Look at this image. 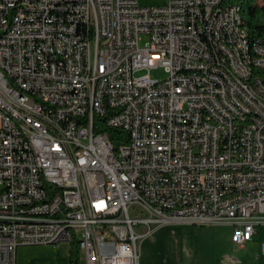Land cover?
Masks as SVG:
<instances>
[{
    "label": "built area",
    "instance_id": "obj_1",
    "mask_svg": "<svg viewBox=\"0 0 264 264\" xmlns=\"http://www.w3.org/2000/svg\"><path fill=\"white\" fill-rule=\"evenodd\" d=\"M213 2L0 0V264L70 242L68 225L84 264H139L165 224H230L237 244L264 224L263 104L227 83L217 32L234 35ZM255 51L264 65L261 37Z\"/></svg>",
    "mask_w": 264,
    "mask_h": 264
},
{
    "label": "crops",
    "instance_id": "obj_2",
    "mask_svg": "<svg viewBox=\"0 0 264 264\" xmlns=\"http://www.w3.org/2000/svg\"><path fill=\"white\" fill-rule=\"evenodd\" d=\"M264 224L256 226L250 240L237 244L231 240L230 224L195 226L181 223L154 228L140 238L139 264H264L260 246L264 241ZM144 231V230H143ZM34 246V247H29ZM37 246L16 248L15 264H68L70 248H64V262H49L35 257ZM33 248V249H32ZM79 253L81 251L78 248ZM82 254V253H81Z\"/></svg>",
    "mask_w": 264,
    "mask_h": 264
},
{
    "label": "bare ground",
    "instance_id": "obj_3",
    "mask_svg": "<svg viewBox=\"0 0 264 264\" xmlns=\"http://www.w3.org/2000/svg\"><path fill=\"white\" fill-rule=\"evenodd\" d=\"M214 0L213 9H206V18L227 19L234 36H229L225 32H217L218 46L223 50L224 76L229 84H236L241 87L250 100H258L263 104L264 112V65L257 59L255 51V37H250L248 28L243 24L240 7L227 0ZM233 9V10H231ZM264 25V21H263ZM194 36L196 44H204V34L202 26H194ZM236 36H240L239 41ZM264 41V36H260ZM0 39H3V32H0ZM181 73H189V66H181ZM245 73V74H244ZM251 80L258 86L254 87ZM23 100H30V92H23ZM222 111L233 113V104L222 103ZM4 115H11V106H4ZM24 150L32 149L30 137H22ZM68 236L70 242L76 239L79 249L83 252V242L80 230L75 225H68Z\"/></svg>",
    "mask_w": 264,
    "mask_h": 264
},
{
    "label": "rangeland",
    "instance_id": "obj_4",
    "mask_svg": "<svg viewBox=\"0 0 264 264\" xmlns=\"http://www.w3.org/2000/svg\"><path fill=\"white\" fill-rule=\"evenodd\" d=\"M138 1H139L140 5H143V6L161 5V4L165 3V0H138ZM225 2L226 1L224 0L223 3H225ZM257 4L260 6H263L264 0H257ZM263 21H264V11L259 10L254 17V24H262ZM143 73H148L150 76L156 77L159 79H163L166 76V72L164 71L163 67H161V66L151 68V69H149V71L147 69H143V70H139L136 72V74H143ZM130 214L136 215L139 217H142L144 215L143 213L139 212L136 209H131ZM134 229L137 232H142L145 229V227L142 224L137 223L134 225ZM260 230H263V232H264V228H261ZM139 242H140V239L138 240V250H140ZM44 245L45 246H37L35 248H39V250L34 249L32 251H33L35 257L39 258L41 261H43V259H45L48 262L50 260H54V259H56L57 262H60V261L64 262V258L62 255L63 249L65 248L67 250V248H72V247L76 248V246L78 247L77 244H75L76 246H74L71 242L60 243L58 245L57 244H44ZM29 247H34V246H29ZM81 253H79V264H84L83 252L81 251Z\"/></svg>",
    "mask_w": 264,
    "mask_h": 264
},
{
    "label": "trees",
    "instance_id": "obj_5",
    "mask_svg": "<svg viewBox=\"0 0 264 264\" xmlns=\"http://www.w3.org/2000/svg\"><path fill=\"white\" fill-rule=\"evenodd\" d=\"M230 3H234L240 7V13L242 15L243 24L248 28L250 37H260L264 36V25L254 24V17L259 10L264 11V5L260 6L257 4V0H227ZM111 142L113 144L117 143L118 138L125 133L119 129L107 127L105 128ZM74 246L78 245L76 239L71 242ZM79 246L76 248L72 247L69 251L68 264H79ZM80 250V249H79Z\"/></svg>",
    "mask_w": 264,
    "mask_h": 264
}]
</instances>
